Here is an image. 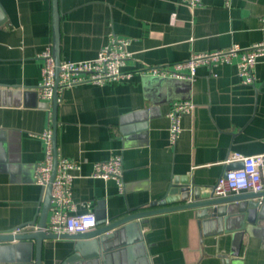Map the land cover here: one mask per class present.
I'll return each mask as SVG.
<instances>
[{"label": "crops", "instance_id": "0c3cea01", "mask_svg": "<svg viewBox=\"0 0 264 264\" xmlns=\"http://www.w3.org/2000/svg\"><path fill=\"white\" fill-rule=\"evenodd\" d=\"M0 234L33 230L43 198L34 185L44 157L42 132L52 129L50 104L35 90L41 82L39 54L52 45V0H0ZM61 62L93 59L110 34L130 41L123 71L131 78L97 86L82 84L57 96V157L76 161L71 198L76 213L97 220L150 209L173 178L212 188L230 161L264 154V57L245 86L230 64L197 68L194 80L148 73L192 54L248 48L264 42V0H58ZM174 16V17H172ZM16 86L19 101L8 92ZM189 101L175 144L168 142L166 114L172 102ZM122 159L120 193L113 180L91 178L93 165ZM232 234L202 237L193 211L154 215L141 225L150 264H264V218ZM235 223L230 222V228ZM35 228V227H34ZM214 228V227H213ZM68 240L44 241L41 264H61ZM125 255H120L122 262Z\"/></svg>", "mask_w": 264, "mask_h": 264}, {"label": "built area", "instance_id": "2783aa9c", "mask_svg": "<svg viewBox=\"0 0 264 264\" xmlns=\"http://www.w3.org/2000/svg\"><path fill=\"white\" fill-rule=\"evenodd\" d=\"M183 1L190 9L199 5V0ZM231 2L232 0H223L224 7H230ZM262 26L264 28V19ZM129 45L128 39L110 34L105 45L98 50L93 59L79 62H60L57 83H55V63L49 45L38 56L43 61L41 82L36 88L38 98L43 103H49L55 85L59 95L65 89L77 85L102 86L129 80L131 74L123 71L126 62L131 58V53L128 51ZM263 57L264 42L253 44L245 49L233 45L226 50L192 54L187 60L162 68H151L148 73L160 77L194 80L197 68L201 66L211 68L217 64H230L234 58H238L236 67L241 83L245 86H252L254 84V67L258 59ZM193 109L194 105L189 101L171 103L166 114L169 121L168 142L171 146L175 144L181 132L182 116L192 113ZM40 137L44 142V157L35 164L32 179L34 185L43 189L50 183L52 173V129H45ZM230 161L240 162L241 167L225 172V176L217 180L214 189L215 196L224 197L241 193L264 192V154L246 157L232 155ZM79 169L80 166L76 161L56 158L55 175L50 183V207L45 232L54 235H75L86 233L96 227L94 215L92 213L77 214L76 204L71 198L72 180L74 173L78 172ZM90 177L104 181L113 180L118 191L122 193L121 157L114 156L107 161L94 164ZM26 232H28L27 227H22L13 230L11 233Z\"/></svg>", "mask_w": 264, "mask_h": 264}, {"label": "water", "instance_id": "95a60500", "mask_svg": "<svg viewBox=\"0 0 264 264\" xmlns=\"http://www.w3.org/2000/svg\"><path fill=\"white\" fill-rule=\"evenodd\" d=\"M0 15L2 16L1 7ZM59 21L58 0H52L51 50L55 63V83L58 80V66L61 62ZM3 89L9 90H2V95L8 92L16 102L19 101L20 92L16 86ZM35 93L38 97L37 90ZM57 96L55 85L48 103L51 108L53 147L50 183L55 175L57 158ZM224 176L225 173L221 177ZM50 183L42 189L43 198L38 219L30 224L35 229L26 233L0 234V264H41L43 243L51 240L71 242V254L61 264H150L141 225L151 216L190 210L193 211L202 237L232 234L234 240L246 230V223L253 224L257 219L264 218V192L217 197L214 195L215 185L212 188H201L193 185L188 178H173L166 194L159 201L150 204V209L124 213L112 219H99L96 221V227L86 233L54 235L44 231L50 207ZM230 222L235 223L234 228H230ZM123 254L126 256V262L119 258ZM237 255L238 248H235L225 263L228 264Z\"/></svg>", "mask_w": 264, "mask_h": 264}]
</instances>
